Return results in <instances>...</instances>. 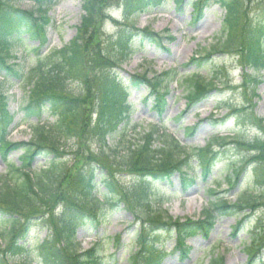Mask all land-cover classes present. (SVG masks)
<instances>
[{
    "label": "trees",
    "instance_id": "obj_1",
    "mask_svg": "<svg viewBox=\"0 0 264 264\" xmlns=\"http://www.w3.org/2000/svg\"><path fill=\"white\" fill-rule=\"evenodd\" d=\"M4 1L14 6L23 0ZM29 1L34 6L29 13L13 11L12 7L7 10L0 8V77L6 83L16 80L27 89L26 104L18 109L21 120L14 124V114L8 111V98L0 88V148L5 162V172L0 175L1 260L6 264H108L103 245L109 239L96 238L89 250L81 252L76 235L78 230L91 235L99 226L108 224L113 208L120 206L132 211L142 221L148 218V226L153 225L152 230L147 229L148 235L141 240L142 243L150 247L160 246L161 241L155 237L167 231L170 237L175 234L177 250L184 257L186 249L183 241L189 233L207 236L217 214H226L231 210H254L258 200L264 199V179H258L260 166L256 165L260 161L264 163V141L255 144L237 141L236 146L246 152V157L250 156L249 152L259 155L258 159L252 158L253 162L245 159L246 164H251L254 186H263L259 189L261 192L257 201L253 196L238 194L231 203L221 196L222 193L208 190L210 198L201 220L173 221L166 211L161 216L162 207L171 202L166 187L171 184V178L177 175L183 189L191 186L196 179L205 181L217 158L212 152L214 138L202 149L188 148L168 134L162 124H148L145 134L140 133L137 139L126 137L129 129H137L139 125L132 123L136 108L135 103L129 102V97L133 91L145 89L146 94H141L140 98L144 103L151 104V109L160 119L166 107L168 85L181 77L175 70L155 74L151 78L147 73L124 78L117 71L134 51V43L155 44L161 39L159 34L148 29L141 32L135 30L134 24L138 16L161 8L164 0H117L114 4L112 0H84L76 37L61 48L44 54L37 52L45 43L43 32L49 22L44 15L51 0ZM173 1L180 5L184 0ZM236 1L187 2L196 15L211 6H218L224 11L223 36L209 50L210 56L235 48L238 40ZM112 6L120 8L124 24L117 28L113 37L104 42L101 39L93 42L95 36L101 37V22ZM259 21L255 41L258 57H251L253 44L250 40L247 51V66L256 73L264 70V18ZM24 35L28 40H37L39 47L34 48L33 58L27 59L25 64H18L15 54L25 45L27 39L23 38ZM183 77L184 83H188L185 97L188 108L205 98V92L213 90L218 84L216 78L202 80L198 71ZM19 125H26L29 140L9 142L7 139L12 129ZM189 130L184 129L186 134L191 135ZM220 139L224 142L227 138ZM15 152L20 153L18 165L9 159V154ZM83 153H86L84 159ZM36 158H41L43 163L35 167ZM79 159L86 164L73 172ZM233 165L227 169L228 189L236 186L239 175L244 172V165ZM111 167L119 171L115 173ZM127 176L131 184L123 191L122 181ZM248 177L244 176L246 180ZM52 197L57 198L55 205L58 204L61 210L55 215L56 221L52 220L54 223L50 224L48 220L52 217L47 213L39 214L38 207ZM35 222H42L40 228L47 232L46 239L40 244L31 243L27 238ZM240 226L239 223L235 230ZM259 237L252 240V249L247 254L250 261L264 249V235ZM111 240L114 247L116 240ZM160 249L151 250L143 258L152 259L162 252ZM223 263V258L218 255L212 256L208 262ZM136 264H143L140 258H137Z\"/></svg>",
    "mask_w": 264,
    "mask_h": 264
},
{
    "label": "rangeland",
    "instance_id": "obj_2",
    "mask_svg": "<svg viewBox=\"0 0 264 264\" xmlns=\"http://www.w3.org/2000/svg\"><path fill=\"white\" fill-rule=\"evenodd\" d=\"M83 1L51 0V3L47 4L44 17L49 23L43 32L45 43L37 53L44 54L51 49L61 48L76 37ZM116 1L112 0V4ZM187 1L184 0L182 4L176 5L173 0H167L161 8H155L150 13L138 16L134 24L135 30L141 32L143 29H148L159 34L161 39L155 44L134 43V51L120 64L117 71L124 78L142 73H147V76L151 78L155 74L169 70H175L181 76L178 82L174 81L168 85L166 107L160 121L156 112L151 109L150 103H144L140 98L141 94H146L145 89L138 88L133 91L129 97V102L135 103L136 108L132 123H139V125L137 129L128 130L127 139H137L140 133L145 134V127L148 124L161 125L164 122L163 125L168 130V134H172L185 147L202 149L213 138L216 140L212 146V152L217 155V158L213 163L210 176L205 181L196 179L191 186L183 189L180 180L174 175L171 184L166 186L171 202L162 207L160 214L166 211L167 216L173 221L177 219L180 222L186 220L197 222L202 219V212L208 206L210 198L208 190H214L217 194L222 193L221 196H225L229 202L233 203L238 194L253 196L257 201L261 192L259 189H263V186H254L251 164H246L247 159V162H253L252 158L255 159L259 155L257 152H249L250 156L246 157V152L237 147L236 142L255 144V142L264 141V70L256 73L247 66L249 40L253 44L251 57H258L255 45L258 37L256 28L260 26L259 19L264 18V0L236 1L238 40L235 48L224 53H216L214 56H210L209 50L215 41L223 36L224 11L218 6H212L203 10L200 15H196L193 8L186 5ZM0 2L2 10L12 7L13 11L29 13L34 9L29 0H23L14 6L8 5L4 0ZM121 17L122 12L112 6V10L110 8L108 13L104 14L103 22H101V37L95 36L96 39L93 42H98L100 39L104 42L113 37L117 28L124 24ZM23 38L26 40L27 35ZM27 40L15 54L18 64H25L27 59L33 58L34 48L39 47L37 40ZM24 48L27 49L23 50ZM196 58L200 59L195 61ZM28 63L32 65L31 62ZM197 71L201 79L216 78L218 84L213 90L205 92V98L188 108V100L185 98L188 83H184L183 76ZM0 88L8 98V111L15 114V124L21 120L18 109L26 104L27 89L14 81L6 83L2 77H0ZM187 128L190 129L191 135L184 131ZM29 138L26 125H19L13 129L7 140L11 143H21L27 142ZM220 138L227 139L222 142ZM83 146L87 148L86 145ZM90 148L94 151V148ZM1 152L0 148V175H3L5 162ZM85 154L82 155L83 159ZM9 159L18 165L20 153L9 154ZM83 159H79L74 165L73 172H76L77 168L84 167L86 163ZM42 163L41 158H36L33 166L36 167ZM239 163L244 165V172L239 175L236 186L228 189L227 169L230 165L234 164L235 167ZM71 165L73 167V163H70ZM256 165L260 166L258 179L263 180L264 163L260 161ZM253 169L256 179L255 166ZM111 170L115 173L119 171L113 167ZM197 175L199 176L198 171ZM248 175L250 177L246 180L244 176ZM122 182L124 185H121V189L124 191L129 188L131 179L127 176ZM55 199L57 198L47 199L38 207L39 214L47 213L50 218L52 217L48 220L50 224L54 223L52 220L56 219L55 215L61 210L58 204L55 205ZM259 200L254 210H231L226 214H217L206 237L197 232L189 233L183 241L186 249L184 257L174 251L176 236L172 234L174 239L170 238L167 231L155 237L157 241H161L160 246L150 247L142 243L141 240L148 235L147 229L152 230L153 225L148 226V218L142 221L140 217L136 218L132 211L123 209L122 206L113 208L108 224L99 226L91 235L78 230L77 239L81 241V249L84 252L90 248L95 238L109 239L103 245L109 260L108 264H136L137 258H140L143 264H208L212 256L217 255L223 258V264H264V250L252 262L247 258V254L252 249V240L256 239L255 237L260 238L261 234L264 235V207L262 206L264 199ZM161 216L163 217V214ZM239 223L240 228L235 230ZM41 225L42 222L33 224L29 242L41 243L45 238L46 233L41 230ZM136 231L137 235H135ZM111 239L116 240L114 247H112ZM157 248H161L162 251L157 256H153L152 259L143 258ZM0 264H6V262L0 259Z\"/></svg>",
    "mask_w": 264,
    "mask_h": 264
}]
</instances>
